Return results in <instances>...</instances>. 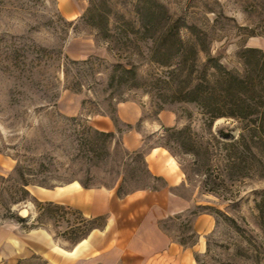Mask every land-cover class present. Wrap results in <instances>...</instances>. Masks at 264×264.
Listing matches in <instances>:
<instances>
[{"label": "rangeland", "instance_id": "obj_1", "mask_svg": "<svg viewBox=\"0 0 264 264\" xmlns=\"http://www.w3.org/2000/svg\"><path fill=\"white\" fill-rule=\"evenodd\" d=\"M156 1L166 7L173 19L181 18L199 28H209L218 18L209 54L219 57L230 70L241 69L237 58L241 48L264 50V0ZM120 2L110 0L112 12H122L128 17L129 13L118 6ZM87 6L88 0H0V228H15L24 233L30 227H39L31 230L29 237H44L40 253L23 264H56L68 260L61 257L66 256L72 246L64 239L69 236L62 234L69 226L78 224L80 216L74 209H68L37 222L39 213L33 198L46 202L52 196L50 191L74 182L90 189L116 192L122 172L116 140L129 152L163 148L182 172V185L170 188V193L180 199L181 207H188L160 220L169 240L196 244L200 237L194 229L196 214L205 212L214 219V229L201 236L204 251L193 254L196 264H256L258 260L264 264V255L255 257V250L262 251L264 246L255 208L264 191V177L253 171L242 178L228 177L222 169L224 152L214 140L220 128L232 130L228 141L237 139L236 123L219 119L212 126H206L205 117L189 103L167 105L156 115V100L136 90L125 93L116 106L121 130L117 134L108 117L92 114L94 108L88 103L82 106V102L92 96L88 89L80 93L66 89L63 73L66 62L85 61L90 57L114 62L106 45L98 41L81 20ZM180 35L183 40L190 37L185 29ZM204 58L201 54L200 59ZM134 60L140 62L138 67L142 75L159 73L156 66L141 58L142 61ZM120 104L126 106L131 122L120 119ZM106 121L112 123L114 131L109 132L116 136L110 146V156L100 154L92 158L86 151L79 150L82 139L99 144V139L88 132L87 126L105 132L102 127ZM186 127L191 137L208 149L207 162L212 166L209 176L200 175V167L194 163L196 159L182 154L168 141L166 129ZM136 141L140 147L133 149ZM18 165L23 167L25 177L33 180V185L27 187L29 197L25 200L19 192L20 183L16 181ZM138 167L145 168L141 160ZM40 183L45 188L36 186ZM161 184V181L154 183L149 179L133 182L129 177L123 191L136 192ZM206 186L215 190L209 192ZM215 210L232 218L237 229L215 214ZM19 217L25 218V222L18 223ZM102 224L103 220L95 225L101 227ZM94 230L88 240L102 233ZM110 259L115 260L108 258L110 262ZM170 260L171 264L177 263V260ZM180 261L186 262L185 258Z\"/></svg>", "mask_w": 264, "mask_h": 264}, {"label": "trees", "instance_id": "obj_2", "mask_svg": "<svg viewBox=\"0 0 264 264\" xmlns=\"http://www.w3.org/2000/svg\"><path fill=\"white\" fill-rule=\"evenodd\" d=\"M120 1L118 6L129 13L128 17L122 12H112L110 0H88L81 20L95 33L97 40L106 45L114 62L107 63L96 57L80 62H66L63 71L66 89L73 93L88 89L92 96L83 101L82 106L88 103L94 108L92 114L108 117L117 134H120L121 130L118 127L116 106L122 102L127 92L142 90L150 95L156 100V115L167 105L194 104L205 117L206 126H212L219 119L238 125L237 139L227 140L231 138L232 130L229 128H220L214 137L219 150L224 152L222 169L228 177L242 178L249 176L251 171L264 177V50L241 48L237 53L241 69L230 70L220 62L219 57L209 54V46L213 41L212 33L218 24V18L209 28L203 29L187 24L181 18L173 19L166 7L156 0ZM182 29L188 30L190 34L187 40H183L180 35ZM201 54L205 56L203 60L200 59ZM140 58L145 63L156 66L159 73L142 75L138 67L140 62L134 60ZM87 130L99 139V144L82 139L79 141V150L86 151L92 158L100 154L110 156V146L116 137L115 133L100 132L90 126H87ZM165 133L173 148L196 159L194 163L200 170L203 169L198 170L200 175L209 176L212 166L207 162L208 149L191 137L187 127L179 130L166 129ZM116 141L122 167L118 177L121 178V183L116 190L117 198L123 199L135 192L123 191L129 177L133 182L142 179H149L154 183L162 182L159 186L142 190L159 191L167 187L164 179L153 176L146 166L145 156L151 149L146 151L141 148L129 152ZM140 160L145 165L144 169L138 167ZM199 160H202V165ZM254 162H257V165ZM15 172L16 181L20 183L19 192L22 200H25L29 197L27 187L33 180L25 177L24 169L19 165L16 166ZM80 185L84 189H90ZM36 186L45 188L41 183ZM205 189L209 192L215 190L212 186H206ZM33 202L39 213L37 222L43 217H53L60 211L72 209L52 202H40L34 198ZM255 208L258 213L257 224L264 236V191L255 203ZM74 212L80 216L79 223L69 226L62 234L69 236L64 239L72 247L86 239L92 230H102L105 224L103 216L87 219L81 212ZM214 213L221 215L225 222L237 229L232 218L216 210ZM202 214L208 213L200 212L196 216ZM101 220L102 226H96ZM17 222L24 223L25 218L19 217ZM162 226L163 222L159 221L158 227L164 232ZM35 229L40 228L33 226L28 231ZM176 243L185 248L195 244L187 245L184 240ZM255 253L256 258L263 256L264 246L262 251L255 250ZM195 259L198 261L197 256ZM29 260H20L17 264ZM258 262L259 260L255 263L260 264Z\"/></svg>", "mask_w": 264, "mask_h": 264}, {"label": "crops", "instance_id": "obj_3", "mask_svg": "<svg viewBox=\"0 0 264 264\" xmlns=\"http://www.w3.org/2000/svg\"><path fill=\"white\" fill-rule=\"evenodd\" d=\"M125 107L119 105L118 115L122 121L131 122ZM102 131H114L112 123L104 122ZM138 147L140 144L134 142L132 148ZM146 164L153 176L164 179L166 188L139 190L123 199L117 198L113 190L84 189L75 182L50 191L52 196L46 202L66 205L87 219L105 217L103 229L98 230L102 233L88 240L95 232L92 230L86 239L61 257L68 258L67 261L56 264H171L170 259L177 260L176 264H196L193 254L204 251L205 243L201 236L214 229V219L208 214L196 217L194 229L200 237L191 249L169 240L159 229L158 221L188 207H181L180 199L170 193V188L182 185L184 177L177 163L163 148L151 150L146 156ZM30 232L0 228V264H17L40 253L44 237L36 235L32 239ZM108 258L115 260L110 259V262ZM180 258H185L186 262H181Z\"/></svg>", "mask_w": 264, "mask_h": 264}]
</instances>
